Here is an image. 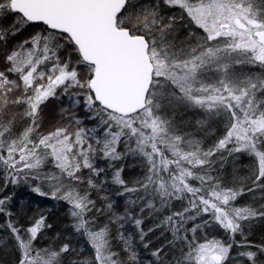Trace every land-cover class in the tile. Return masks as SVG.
I'll use <instances>...</instances> for the list:
<instances>
[{"label": "snow or ice", "instance_id": "6c2138e0", "mask_svg": "<svg viewBox=\"0 0 264 264\" xmlns=\"http://www.w3.org/2000/svg\"><path fill=\"white\" fill-rule=\"evenodd\" d=\"M0 264H264V0H0Z\"/></svg>", "mask_w": 264, "mask_h": 264}]
</instances>
